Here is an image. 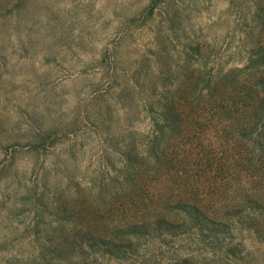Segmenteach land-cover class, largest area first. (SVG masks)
Wrapping results in <instances>:
<instances>
[{
  "label": "rangeland",
  "instance_id": "obj_1",
  "mask_svg": "<svg viewBox=\"0 0 264 264\" xmlns=\"http://www.w3.org/2000/svg\"><path fill=\"white\" fill-rule=\"evenodd\" d=\"M262 44L264 0H0V264H264Z\"/></svg>",
  "mask_w": 264,
  "mask_h": 264
},
{
  "label": "trees",
  "instance_id": "obj_2",
  "mask_svg": "<svg viewBox=\"0 0 264 264\" xmlns=\"http://www.w3.org/2000/svg\"><path fill=\"white\" fill-rule=\"evenodd\" d=\"M253 54H254L253 57L259 56V61L261 62L262 65H264V44L260 45L257 48V51H254ZM250 64H251V61H250L249 65H247V67H252V66H250ZM247 78H248V75L245 78L246 82H247ZM248 82H250V80ZM249 86H250V90H249V93L247 94L246 101L253 102L251 107L254 106V108L251 110V113L254 116L251 119L244 118L243 121L242 120L240 121V124H239L240 125V129H241L240 132H242L244 130L248 131L247 127H251V126L252 127L253 126L256 127L257 123L260 120V118L262 116H264V79H262V81H261L262 89L256 87V84L252 85L251 83H249ZM221 95H223V94H220L219 96H221ZM240 99H242V97ZM223 109H225L227 112H231V110H232V109H228V107H225ZM217 110L219 111L221 109H217ZM220 112L221 111H219V113ZM175 113H176V111L172 107L168 108L166 111H163L158 116L159 118L152 125L154 130H153V132L151 134L152 139H151L150 143H151V146H152L153 149L155 148L156 142L160 141V137L161 136H165V134H166V131L164 129L166 126L163 125V123L161 125L160 121L161 122H168L169 121V122H171L173 124H176L178 116L176 117ZM256 129H257V127H256ZM254 134H256V131L252 129L251 132H249L247 136L253 141V143H255V142H257V143L254 144V146L253 145H250V147L247 146V150H244L242 148L241 151L239 150L238 153H236V151H237L236 149H234L233 151L229 152V151H227L226 148H224V152H222V155H220V151H222V150H218L217 152H219L220 156L218 158L215 157L216 159L214 160L213 166L215 167L214 164H216V165L218 164L219 159H221L222 156H224V155L225 156H227V155L231 156L230 153H232L234 155V156L231 157L232 159L233 158H238L239 160H241L239 162L238 167L242 168V166H243V168L251 169L253 167L254 161H255V158H254V155H253V153L256 150L255 147L258 146V145L259 146L263 145V142H262V139H261V134L260 133L257 134V135H254ZM235 141H236V143H238L239 137L236 138ZM236 143H234L232 146H235ZM157 155H161L160 157L158 156L160 159L161 158H168L169 154L167 152V148L163 149V152H161L160 154L157 153ZM154 156H155V159L152 160L153 164H155L156 160L158 161L157 156L155 154H154ZM211 162L212 161L208 160V163H211ZM167 163L171 164L170 166L175 164L174 158L169 155V162H167ZM130 167H132L131 164L129 165L128 168H130ZM245 196H247V198L249 200V203H254V202L259 203L257 197L251 196V195H245ZM173 202H174L173 200H170L169 204H172ZM173 205L175 206L174 207L175 210H179V211H177L178 212L177 217H181L183 222H186L189 219V220H193V222H196V224H198L197 220H200L201 214H204V213H202L203 212L202 208L199 207V205L192 204L191 198L189 197V195L187 197L183 198L182 195L179 194L178 199L173 203ZM257 206H260V205L258 204ZM259 208H261V207H259ZM155 218H156L155 221H157V222H162L164 224H168V221L166 220V218H165V216L163 214H159V215L155 216ZM150 222L152 223V220ZM149 225H150L149 219L146 220V217H145L143 221H140V222L139 221L128 222L127 224H124V226H121L119 228H121V229L128 228V230H130L128 232H135V230H139L138 228H143V227H146V226H149ZM198 226H200V223L198 224ZM90 241L88 239L86 244H84V245H87ZM105 244H107V243H105ZM87 246L90 247V244L87 245Z\"/></svg>",
  "mask_w": 264,
  "mask_h": 264
}]
</instances>
